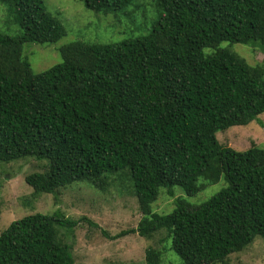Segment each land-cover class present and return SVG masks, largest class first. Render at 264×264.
Masks as SVG:
<instances>
[{"label": "trees", "instance_id": "obj_1", "mask_svg": "<svg viewBox=\"0 0 264 264\" xmlns=\"http://www.w3.org/2000/svg\"><path fill=\"white\" fill-rule=\"evenodd\" d=\"M81 1L103 15L132 2ZM155 2L159 18L148 35L109 45L72 42L58 49L60 63L34 74L23 46L53 45L64 28L42 0H0L21 30L15 37L0 32V163L46 161L43 172L24 179L34 194L73 183L105 191L116 176L144 217L111 240L164 230L181 264H228L264 240V149L236 152L216 134L259 123L264 66L219 46L264 49V0ZM220 179L226 188L200 205L174 196V187L195 197ZM160 190L173 199L169 214L152 212ZM81 221L98 228L59 210L12 222L0 233V264H73L58 230ZM159 263L148 249L146 264Z\"/></svg>", "mask_w": 264, "mask_h": 264}, {"label": "rangeland", "instance_id": "obj_2", "mask_svg": "<svg viewBox=\"0 0 264 264\" xmlns=\"http://www.w3.org/2000/svg\"><path fill=\"white\" fill-rule=\"evenodd\" d=\"M46 10L56 17L64 28V36L55 44L41 46L25 44L23 52L32 72L39 74L61 62L58 49L75 41L88 44L109 45L148 35L153 23L159 18L155 0H132L126 8L103 15L87 10L81 0H42ZM0 32L11 37L21 30L6 7L0 3ZM233 52L248 65L264 66V49L257 43L248 45L223 42L219 46ZM214 51L206 50V54ZM258 122L248 126L231 127L216 134L219 143L243 152L251 146L264 149V114ZM261 123V124H260ZM46 161L25 158L10 163H0V233L12 222L32 214H52L59 210L65 217L77 221L86 219L98 226L91 227L81 221L71 231L59 229L60 238L70 246L73 264H146V251L159 253V264H181L179 257L168 249L164 230L145 239L137 234L111 240L122 232L136 229L144 217L128 184L117 182L116 176L105 191L88 183H73L55 194H34L24 179L43 172ZM223 179L187 197L181 188L174 187L175 198H183L192 205H200L226 188ZM56 196V197H55ZM55 198L57 200H55ZM152 212L160 215L173 211V199L164 190L152 203ZM168 246V247H167ZM228 264H264V240L256 238L243 251L228 258Z\"/></svg>", "mask_w": 264, "mask_h": 264}]
</instances>
